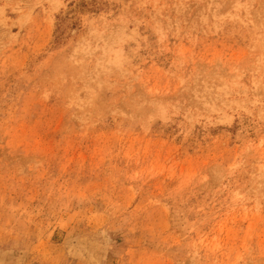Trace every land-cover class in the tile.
<instances>
[{"label": "rangeland", "instance_id": "rangeland-1", "mask_svg": "<svg viewBox=\"0 0 264 264\" xmlns=\"http://www.w3.org/2000/svg\"><path fill=\"white\" fill-rule=\"evenodd\" d=\"M0 264H264V0H0Z\"/></svg>", "mask_w": 264, "mask_h": 264}]
</instances>
